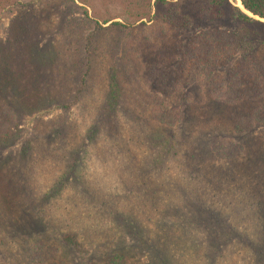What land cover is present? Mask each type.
I'll return each instance as SVG.
<instances>
[{
	"label": "trees",
	"instance_id": "obj_1",
	"mask_svg": "<svg viewBox=\"0 0 264 264\" xmlns=\"http://www.w3.org/2000/svg\"><path fill=\"white\" fill-rule=\"evenodd\" d=\"M119 1L125 10L121 22L104 27L111 20L101 25L90 20L84 9L80 24L65 23L59 33L62 50L78 60L65 63L66 77L52 93L65 98L67 89L74 86L73 100L61 101L60 108L68 112L75 103L82 118H89L88 148L96 152L98 140L106 139L112 149L105 154L124 160L112 169L104 163L108 160L105 155L93 154L104 173L94 182L84 173V183L80 182L79 192L84 196L76 198L89 206L87 212L73 216L63 211L58 216L59 225L69 231L63 236L65 246L79 251L84 246L77 241L78 235L102 233L106 251L116 253L115 263L125 260L126 255L115 250L129 240L146 257V264H264V144L252 155L241 143L215 141L210 148L180 161L178 151L171 155L155 152L148 165L146 157L136 156L138 149H132L134 137L118 128H125L127 121L139 124L143 134L151 128L143 139L140 135L147 145L156 127L173 128L193 112L195 102L187 93L193 84L203 85L213 102L230 109L251 105L244 112L232 113L229 124L238 138L245 140L255 127L264 126V22L256 20H264V0H241L243 9L232 4L235 0H187L195 2L186 6L184 0H155L154 5L147 0ZM18 4V0H0V10ZM144 20L163 29L158 40L150 38L142 45L132 39V33L137 23L147 25ZM25 22L16 25L14 37L0 52V56H8L6 68L10 66L14 72L30 63L38 37L55 29L35 20ZM225 22L234 27H209ZM197 25L200 29L196 31H200L193 33ZM104 39V47L111 53L107 63L97 46ZM177 54L183 62L172 69L170 60ZM222 66L231 69L226 81L217 78ZM9 107L0 104V113L7 114H0L5 128L15 124ZM83 138L81 135L82 146L86 145ZM85 155L89 156L88 151ZM91 160H86L87 165ZM112 176L116 182L113 191L106 181ZM59 183L54 188L63 193L65 183L58 188ZM46 197L54 198L47 194L40 199L46 201ZM96 221L107 226V234L89 232L100 229L93 225Z\"/></svg>",
	"mask_w": 264,
	"mask_h": 264
},
{
	"label": "rangeland",
	"instance_id": "obj_2",
	"mask_svg": "<svg viewBox=\"0 0 264 264\" xmlns=\"http://www.w3.org/2000/svg\"><path fill=\"white\" fill-rule=\"evenodd\" d=\"M147 1H150L152 5L155 3V0ZM194 2L184 0L185 6ZM18 3L15 7L0 10V52L6 42L14 37L16 25L26 23L27 19L35 20L37 24L40 23V26L51 25L55 29L45 37L39 36L34 48L31 45L33 49L29 55L30 63L21 65L23 71L14 72L10 66L12 71H9V68H6L8 56H0V104L10 106L9 108L13 111L10 110V114L15 123L14 126L5 128L4 119L0 122L1 263L146 264V257L137 253L129 240L124 246L120 243L115 250L119 252L118 254H125V260L113 262L112 259L116 253H112L114 250L109 253L106 251L103 244L107 240L102 233L97 236L78 235L77 241L84 246L79 251L73 247H67L63 242V236L69 231L65 229L64 224L59 225L57 222L58 216L64 214L63 211L73 216L87 212L86 209L89 206L76 198L78 194L83 195L79 192V188L83 186L80 182L84 183L82 179L84 173L86 179L91 182L95 179L99 181L104 173L102 163L100 162L99 165L95 163L96 155L93 156V154L98 153V157L100 154L102 157L105 155L108 160L104 163L112 169H117V166L124 163L120 156L105 154L108 149H112L109 140L99 139L96 152L88 148L91 143L88 139L86 141L88 136L86 129L90 127L89 118H82L80 108L75 106V103L68 112L60 108L61 101L73 100L71 97L74 95V90L71 89L74 86L67 89L68 94L65 98L59 92L52 93V88L55 86L58 90V85L62 86L60 81L66 77L65 63L72 65L78 60L75 55L62 50L63 46L60 44L63 42L59 33L65 23L80 24L81 18L85 17L84 9H87L90 20H97L101 25L104 20H111L103 24L104 27H108L113 22H121L125 14L124 4L122 6L119 0H18ZM232 4L237 6L235 1H232ZM256 20L264 22L259 18ZM146 21L143 22L147 23L144 26L137 23V28L132 33V39L139 41L142 45L147 44L150 38L158 40L163 29L158 23L151 25L152 22ZM215 26L221 30L234 27L229 22L212 23L209 27L213 29ZM197 27L200 29V25H197L193 33L200 31H196ZM81 31L84 33V28ZM191 35L192 33L185 39H189ZM73 36L74 34L69 38L72 39ZM171 40L175 42L174 39ZM104 41L105 39L97 46L100 53H104L103 59L107 63L111 53L108 47H104ZM182 42L183 44L186 42L184 37ZM236 56L239 57L238 54ZM182 62L180 55L177 54L170 60L171 68L181 66ZM60 65L61 69H59ZM232 68L233 65H231ZM231 69L222 66V71L216 73L219 81L228 80ZM186 72L190 71L186 70ZM24 76L28 77L24 80ZM241 80L242 78L240 82ZM241 85L244 84L241 83ZM187 93L195 102L193 112L184 116L183 122L173 128L158 129L156 127L146 140L147 145L142 139L151 128H147L143 134L139 124L129 121L124 122L127 123L125 128L118 127L120 130L125 129L127 136L134 137L132 149H138L135 153L139 155L136 156H145V163L148 161L150 165V156L155 155V152H170L169 155H171V152L178 151L180 155L177 160L180 161L189 158L191 154L196 155L201 149L210 148L215 141L241 143L245 146L246 152L252 155L260 151L257 148L264 144V126L255 127L247 136L248 138L243 140L233 134L229 124L235 110L244 112L251 105L244 104L245 109L240 106L230 109L215 103L208 96L206 88L200 84L189 86ZM0 114L2 117L7 115ZM186 119L188 120L185 121ZM151 126L153 127L154 124L151 123ZM81 135L86 144L84 146L80 144ZM61 136H65L66 139L64 140ZM259 139L262 144H258ZM85 151H88V157ZM89 157L92 160L87 165L86 160ZM200 167H202L201 164ZM110 178H106L107 187L113 191L116 182L114 176ZM58 181H60L58 188H62L65 183L63 193L54 188V184ZM47 194L54 198L46 197V201L40 199ZM93 225L100 229L91 228L90 233L94 234L102 230L107 234V226H104L101 221H96ZM93 245L100 248L94 249Z\"/></svg>",
	"mask_w": 264,
	"mask_h": 264
},
{
	"label": "bare ground",
	"instance_id": "obj_3",
	"mask_svg": "<svg viewBox=\"0 0 264 264\" xmlns=\"http://www.w3.org/2000/svg\"><path fill=\"white\" fill-rule=\"evenodd\" d=\"M235 3H236V5H237L238 7H242V5H241V1H240V0H235Z\"/></svg>",
	"mask_w": 264,
	"mask_h": 264
},
{
	"label": "water",
	"instance_id": "obj_4",
	"mask_svg": "<svg viewBox=\"0 0 264 264\" xmlns=\"http://www.w3.org/2000/svg\"><path fill=\"white\" fill-rule=\"evenodd\" d=\"M241 1V0H240Z\"/></svg>",
	"mask_w": 264,
	"mask_h": 264
}]
</instances>
